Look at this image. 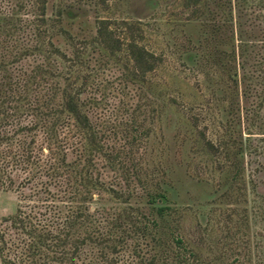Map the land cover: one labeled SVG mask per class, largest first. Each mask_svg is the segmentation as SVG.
<instances>
[{
  "label": "rangeland",
  "instance_id": "374dc122",
  "mask_svg": "<svg viewBox=\"0 0 264 264\" xmlns=\"http://www.w3.org/2000/svg\"><path fill=\"white\" fill-rule=\"evenodd\" d=\"M38 7V0H0V18L22 26L13 35L29 48L17 65H39L35 81L59 87L55 103L60 88L80 90L82 110L114 155L93 153L81 136L68 140L85 143L74 160L80 168L91 158V173L103 183L92 190L99 194L90 212L101 208L93 230L107 237L100 245L87 240L72 264H148L152 255L158 264H264V0H46L43 25L33 21ZM99 20L117 43L96 40ZM10 25L1 21L0 29ZM131 36L160 57L143 78L131 73ZM232 39L237 87L225 58V66L207 63L208 53ZM8 171L15 183L0 186V264L18 251L16 233L3 221L20 193L18 170ZM158 191L166 195L163 215L150 200ZM36 204L22 202L32 214ZM131 216L136 229L149 231L131 238Z\"/></svg>",
  "mask_w": 264,
  "mask_h": 264
},
{
  "label": "trees",
  "instance_id": "16d2710c",
  "mask_svg": "<svg viewBox=\"0 0 264 264\" xmlns=\"http://www.w3.org/2000/svg\"><path fill=\"white\" fill-rule=\"evenodd\" d=\"M185 1L191 5L197 4L199 0ZM38 3L40 15L33 21L43 25L46 22L44 17L46 0H38ZM8 19L0 18V23L1 21L11 23L10 29H0L3 32H0V186L15 183L8 170L9 168L18 170L16 176L20 180L17 191L20 193L15 212L3 218L16 233L14 241L11 242L13 249L18 251L13 253L14 257L11 259L3 258V264H52V262L72 264L80 246L87 240L100 245L107 237L99 231L95 235L93 230L95 227L92 218L101 208L97 206L90 212V202H96L99 194L96 192L97 197L94 198L92 190L99 191L103 183L91 173V167H94L91 158H86L80 168L77 165L78 160H74L81 159L85 154L87 150L85 143L79 138V145L75 147L72 142L68 143V140L74 136H81L91 145L93 153L96 151L106 153L110 159L114 158V155L104 151L98 130L82 110L80 90H75L72 84L60 88L61 99L55 103L56 90H59V87L51 86L48 82L41 84L35 81L36 74L39 79L42 78L41 67L38 65L28 70L27 67H23L24 65H17L21 56L29 54V48H22L20 39L13 35L17 31H22V26L16 21L14 23L12 18ZM225 24L232 26L229 21H225ZM215 26L216 29L220 28V25ZM40 33L36 25L33 34L36 37ZM95 38L105 46L118 42L106 20L98 21ZM53 48L55 52L65 57L59 49ZM241 48L245 50L242 44ZM216 50L215 53H208L207 63L221 66L225 58L224 64H229L226 75L237 87V71L234 67L235 39H232L231 45L226 48ZM128 54L132 61L131 73L139 78L153 70L160 59L139 45L134 36H131V42L128 44ZM7 57L9 58L6 59ZM261 77L264 78V75ZM262 84L264 86V82ZM64 129L65 134L60 138L59 131ZM66 144H69L71 151L66 150ZM111 167L110 165L109 168ZM241 169L239 164V175ZM21 173L25 176L22 177ZM28 174H31L30 177L26 176ZM110 190L115 196H120L115 189ZM150 197L153 204L160 203L154 206L157 213L163 215L167 209L163 204L166 200L165 192L151 193ZM28 198L36 200V210L32 211L36 215L23 209L22 202ZM32 218L36 221L33 222ZM134 220L135 218L131 216V238L134 234L136 236L140 232L144 234L149 231L146 225L142 229L138 227L136 229L132 225L135 223ZM2 240L4 242L3 238ZM174 245L182 246V239L175 238ZM133 250L136 252L135 248ZM177 257L180 256L177 254ZM161 259L163 260L162 257ZM166 260L164 259V262ZM185 261L177 260V263ZM158 262L156 255H152L147 263ZM165 264H168V261Z\"/></svg>",
  "mask_w": 264,
  "mask_h": 264
}]
</instances>
